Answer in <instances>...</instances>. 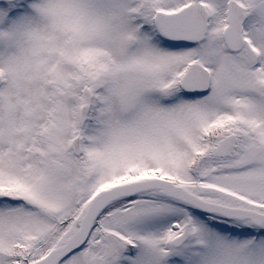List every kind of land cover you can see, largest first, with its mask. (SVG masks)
I'll use <instances>...</instances> for the list:
<instances>
[{
    "label": "snow or ice",
    "instance_id": "6c2138e0",
    "mask_svg": "<svg viewBox=\"0 0 264 264\" xmlns=\"http://www.w3.org/2000/svg\"><path fill=\"white\" fill-rule=\"evenodd\" d=\"M0 264H264V0H0Z\"/></svg>",
    "mask_w": 264,
    "mask_h": 264
}]
</instances>
